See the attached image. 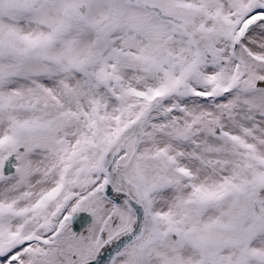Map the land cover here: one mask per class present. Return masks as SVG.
<instances>
[{
    "label": "snow or ice",
    "instance_id": "obj_1",
    "mask_svg": "<svg viewBox=\"0 0 264 264\" xmlns=\"http://www.w3.org/2000/svg\"><path fill=\"white\" fill-rule=\"evenodd\" d=\"M0 264H264V0H0Z\"/></svg>",
    "mask_w": 264,
    "mask_h": 264
}]
</instances>
